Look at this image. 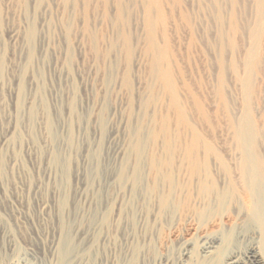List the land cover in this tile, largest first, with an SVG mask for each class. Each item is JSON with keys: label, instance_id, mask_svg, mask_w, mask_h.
<instances>
[{"label": "rangeland", "instance_id": "1", "mask_svg": "<svg viewBox=\"0 0 264 264\" xmlns=\"http://www.w3.org/2000/svg\"><path fill=\"white\" fill-rule=\"evenodd\" d=\"M257 2L161 0L163 18L152 7L153 23L148 26L145 0H122L121 20L117 0H0V188L6 189L7 199L0 194V264L31 256L37 264H98L95 250L133 247L140 256L131 264H159L167 256L176 257L185 239H194L186 224L171 231L173 217L161 221L160 228L153 226L147 201L153 195H145V188L154 183L156 168L161 169L166 157L179 169L185 167L178 162L180 157L187 154L210 162L214 155H238L234 123L239 117L253 120L255 149L264 154V0L262 6ZM182 13L190 15L191 26ZM31 22L36 32L29 45L24 36ZM29 46L34 56L25 68ZM165 70L172 77L175 100L159 79ZM19 78L25 85L21 110L9 92ZM70 101L75 104L73 112ZM29 102L35 111L33 122ZM46 108L52 139L46 134ZM137 125L145 135V150L140 180L132 186L134 156L128 147ZM68 131L71 145L64 141ZM52 151L60 155L57 165ZM66 157L65 185L59 176ZM197 166L202 168L203 162ZM55 186L70 189L69 204L74 207L75 202L83 216L82 224L75 221L88 231L78 238L80 248L93 239L91 254L70 262L50 254L56 209L36 205L38 198L51 200L48 188ZM75 190L82 192L81 198ZM107 200L114 205L104 223L100 213ZM95 209L101 224L93 227L87 214ZM261 241L258 248L264 245Z\"/></svg>", "mask_w": 264, "mask_h": 264}, {"label": "bare ground", "instance_id": "2", "mask_svg": "<svg viewBox=\"0 0 264 264\" xmlns=\"http://www.w3.org/2000/svg\"><path fill=\"white\" fill-rule=\"evenodd\" d=\"M121 1L122 0H117V2L119 3L117 19L120 20L123 19L122 17L125 10L124 6L121 4ZM160 1L161 0H145V21L148 26L152 25L153 23L152 7L156 6L157 16L159 18H163L162 14L160 13V10L162 11ZM257 3L258 5L262 6L263 0H258ZM181 16L187 26L192 25L190 15L188 13H182ZM35 30L36 29L35 25H33V22H31V24H28V28L24 38L28 40L26 41L29 42L27 43L29 45L31 42L30 40H32V38L34 37V34L36 32ZM11 35L14 36L15 32L11 31ZM31 46H29V50L26 53L27 57L25 56V68L30 65L34 56V51L32 50ZM221 67L223 66L221 65ZM222 70L223 68H221L220 72L218 73L220 83L223 79ZM247 78H249V75L247 76ZM159 79L163 84L164 91L172 96L175 100V88L172 77L170 76L168 71L165 70L164 72H161L159 74ZM24 90V80H21V78H19L17 80L16 88L9 91L11 94L12 102L15 106H17L18 110H21L24 106ZM72 101H70L69 104V110L71 112L74 111L75 105H73ZM40 102H42L41 96ZM46 110L47 113L45 111L44 120L46 134L48 135V137H50V139H52L54 137L53 124L49 116L48 108H46ZM27 111L28 116L30 117L29 120L33 122V119L35 118V111L32 102H29ZM246 112H248V107H246ZM233 119L234 118L231 117L230 122H233ZM17 127L18 119L14 118L12 122V128L14 131H16ZM254 128V122L249 116L246 115L245 117H239V119H236L234 123V132L236 135V147L239 149L238 155L229 157H223V155H214L213 160L210 162L207 159L202 158L200 160V158L195 155L187 154L180 157L181 159L178 162H180L181 165L185 167H180L179 169L174 168V162L172 158L166 157L163 161L161 169L158 170L156 168L154 183H152L150 187L145 188V195H153L154 198L153 199L149 197L152 200H147L148 202L150 201V204L148 203V210L151 211V214H149L150 221L153 222V226H156L158 224V227L160 228L161 226H163V223L160 224L161 221L166 218L169 219V217H173V221H170V224L168 222L169 220H166V222H168L166 224H169L168 226H170L172 232H174L176 228H178L179 224L183 223V225L186 224V226H188L189 229L192 230L194 237L193 240L190 237L191 240L185 239L180 244L181 248H179L181 250H177V256L173 257L172 260H169L171 258H168V256L163 260L158 258L161 260L159 264H264V258L262 255L263 253L259 250L260 247L262 246L261 248H263L264 245H259L260 247L258 248L256 244H260L259 242L261 240L264 242V154L258 153L255 149L256 134L254 132ZM130 137L131 143L128 147V151L134 156V176L133 180L131 181V185L133 186L134 184H137V181L139 182L140 180H138V178L140 174V164L144 158L145 135L141 131L139 125H137L136 130L130 133ZM1 140L6 141L7 137L2 136ZM71 140V134L68 131L64 141L65 143L68 142V145H71ZM168 140L166 150L170 152L171 146ZM118 150L119 149H115V151ZM66 156L68 155L66 154ZM51 158L52 161L57 165L60 155L58 154L57 156V154H55V151H52ZM67 158L68 157L61 160L63 164V171H61L62 173L59 177L61 181H63V183L66 181V179H68L69 174L68 171L66 172V169L68 168L67 164L69 162H67ZM200 161L203 162L202 168H198L197 166V163H199ZM154 165H156V162L154 163ZM123 167H121L120 173L123 171ZM93 172H95V170ZM55 188L57 187L55 186L54 189H51L50 187L48 188L49 193H51L52 195L51 200L45 199L39 201L38 198V202L36 200L35 201L37 203L36 205H38L37 207H40L41 210H47L48 208L56 209V221L54 220V223L56 224L53 223L54 227H52L53 225L51 226L53 228V234L55 235V238L52 235L54 250H51L50 254L53 255H51V257H54V255H56L58 260H65L70 262V260L74 257L80 258V256H82L83 254L87 252L89 253L93 245V239H89L86 244L82 246V248H80V242L78 238L83 237L86 232H88L82 229V225H80L79 223L82 221L81 219L83 218V216L81 214L79 215L77 207L75 206V202H73L74 207H72L71 203L69 204L70 198L68 197V192L70 189L63 190V188L61 187L62 190H58ZM39 190V187L35 188L33 190L34 195L38 194L37 192ZM81 193L82 192L78 193V191L75 192V194L79 197ZM0 194H2L1 196L4 197V201H7V199H5L6 195H4L6 194L5 188H0ZM85 199L86 198H84V200ZM90 200L88 204L92 203ZM147 201H145L146 204ZM88 204L85 206H88ZM69 205H71L72 209L75 211L70 215V211L73 212L70 208L71 210L69 209L66 215L65 213ZM113 205L114 203L112 204V202L107 200L106 210H103V214L100 213V222L105 223L104 220H106L108 211L111 210L110 208ZM99 206H96V208ZM79 207L82 206L80 205ZM97 210L99 211L98 208ZM82 211H84V209H82ZM85 211L87 210L85 209ZM90 211L91 213L89 215L87 214V219L90 220V224L93 222V227H95V222H99L97 221L99 217H96L100 214L96 211V209L95 211ZM52 216L50 215L48 218ZM71 216L73 220L69 219L71 218ZM78 220L79 222L75 223V221ZM41 222H43L42 219ZM100 222L99 224H101ZM74 223L76 224L75 226ZM36 228L39 227H37L36 225ZM218 229H220L221 233H218L216 231ZM37 231L38 229L35 232ZM145 231L147 230L145 229ZM223 234L225 236H223ZM84 239H82L81 241H85ZM262 241L261 243L263 244ZM238 242H243L242 246H235V244H238ZM225 248L229 250H225ZM93 253L95 254V256L98 254L100 255L98 264H131L133 263L131 262L132 258L136 259V257L138 256V250H134V247L132 250H118V252H115V250H95L94 252H92V254ZM34 254L36 253H33V255ZM46 257H48V255ZM31 258L32 259L24 257L17 260L16 262H13V264H37L32 256ZM144 259H146V257Z\"/></svg>", "mask_w": 264, "mask_h": 264}]
</instances>
